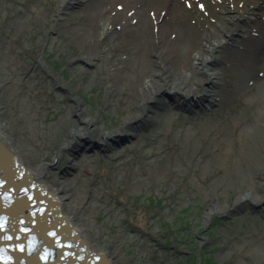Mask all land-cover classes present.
<instances>
[{
  "label": "rangeland",
  "instance_id": "1",
  "mask_svg": "<svg viewBox=\"0 0 264 264\" xmlns=\"http://www.w3.org/2000/svg\"><path fill=\"white\" fill-rule=\"evenodd\" d=\"M0 108L111 264H264V0H0Z\"/></svg>",
  "mask_w": 264,
  "mask_h": 264
},
{
  "label": "bare ground",
  "instance_id": "2",
  "mask_svg": "<svg viewBox=\"0 0 264 264\" xmlns=\"http://www.w3.org/2000/svg\"><path fill=\"white\" fill-rule=\"evenodd\" d=\"M235 21V20H234ZM233 22V21H231ZM235 23V22H234ZM210 50H208L209 52ZM199 60V58H198ZM211 59L200 61V66H203V74L212 86L213 91H208V96L213 97L214 89L217 82L210 75ZM159 77V76H156ZM178 82V81H175ZM147 84L143 92H151L153 85H158V89H154V93L165 91L167 88L163 86V81L154 80ZM153 84V85H151ZM177 83H173V90L177 88ZM165 88V89H164ZM211 89V90H212ZM171 92V91H170ZM179 91H175L177 94ZM183 94V93H182ZM191 94L190 96H192ZM150 94H147L143 100L140 101L141 105L149 101ZM207 97V98H208ZM0 108V117H1ZM1 119V118H0ZM77 133L70 134V138H75ZM0 145L9 153H11L18 164L28 172L29 176H25L23 171L15 166L7 156L1 154L0 150V209H2L3 202H5V213L0 210V222H7L13 225L18 231L15 232L16 239L21 242L18 247L14 249L13 256H6L4 250L0 252V264H33L35 261L48 260L50 253H65L70 257V264H76L77 260L86 259L89 264H100L106 261L108 256L104 253L97 252L90 248L86 242L84 234L75 227V221L67 215L66 204H64L60 195L63 191L57 189L49 183L46 168L41 166L35 168L31 165L28 159L24 158L21 152L14 146L5 133V126L0 121ZM8 154V153H7ZM61 215L64 218L61 219ZM7 229V228H6ZM72 231V232H71ZM25 233V234H24ZM64 238V240L62 239ZM24 239V240H23ZM81 242L83 247H77L74 251L73 246ZM68 243V246L66 245ZM75 243V244H74ZM74 244V245H73ZM39 246L48 254H44ZM45 246H47L45 248ZM80 246V245H79ZM59 247H67L65 250L60 251ZM75 248V247H74ZM83 249V251H81ZM58 250V251H55ZM82 253V255H81ZM100 254V256L98 255ZM93 258H91L92 256ZM97 255V256H95ZM47 256V259L46 257ZM65 258L61 257L64 261ZM73 262V263H72ZM78 264H84L83 261Z\"/></svg>",
  "mask_w": 264,
  "mask_h": 264
},
{
  "label": "water",
  "instance_id": "3",
  "mask_svg": "<svg viewBox=\"0 0 264 264\" xmlns=\"http://www.w3.org/2000/svg\"><path fill=\"white\" fill-rule=\"evenodd\" d=\"M0 150H1V154L4 155V153H5V157L7 156L8 160H10L13 164H15L16 167L21 169L25 176H29L28 172L18 164V161L15 159V157L11 153L6 151L1 145H0ZM0 210H2V212L5 213V202H3L2 209H0ZM60 216H61V219L64 218V216L61 215V213H60ZM17 231L18 230L13 225L7 224V222H2V221L0 222V251L4 250V254H6L7 257L13 256L14 255V249H16L18 247V244L22 242V241L19 242L16 240L18 237H15V235H16L15 232H17ZM18 239H21V238H18ZM62 239L64 240V238H62ZM81 244H82L81 242L76 243L73 246L74 251L76 250L77 247L82 248L83 245H81ZM66 245L68 246V243ZM46 247L47 246H45V248ZM38 249H41L42 252L45 251L44 254L49 253V252H46V250H44V248L42 249L40 246ZM57 249L58 250L61 249L60 251L65 250V252H66L67 247H59ZM58 250H55V251H58ZM81 251H83V249ZM76 252H77V250H76ZM83 252H85V251H83ZM81 255H82V253H81ZM98 255L100 256V254H98ZM95 256H97V255H95ZM45 257L47 259V256H45ZM61 257L65 258L64 261L61 260ZM91 258H93V256ZM70 261L71 260H70V257H68V254L61 253V252H59V254H57V253L53 252V253H50V256H49L48 260H46L45 264H70ZM81 261H83L84 264H89L88 261H86V259H84V258H83V260H81V258L78 259L76 264H78ZM43 262H45V261L44 260H38V261H35V263H33V264H41ZM95 264H98V263L96 262ZM100 264H111V261L107 258L106 261H104V263L102 260V263L100 262Z\"/></svg>",
  "mask_w": 264,
  "mask_h": 264
}]
</instances>
